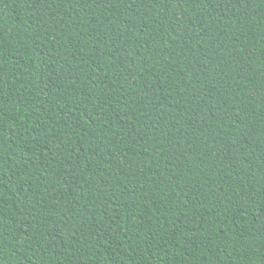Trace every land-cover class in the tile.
Returning <instances> with one entry per match:
<instances>
[{"label":"trees","instance_id":"1","mask_svg":"<svg viewBox=\"0 0 264 264\" xmlns=\"http://www.w3.org/2000/svg\"><path fill=\"white\" fill-rule=\"evenodd\" d=\"M0 264H264V0H0Z\"/></svg>","mask_w":264,"mask_h":264}]
</instances>
